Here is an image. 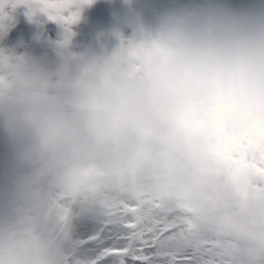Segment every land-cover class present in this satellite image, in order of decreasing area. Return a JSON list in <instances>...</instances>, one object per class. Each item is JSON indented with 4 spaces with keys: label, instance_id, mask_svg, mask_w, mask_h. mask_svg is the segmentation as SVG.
<instances>
[{
    "label": "clouds",
    "instance_id": "1",
    "mask_svg": "<svg viewBox=\"0 0 264 264\" xmlns=\"http://www.w3.org/2000/svg\"><path fill=\"white\" fill-rule=\"evenodd\" d=\"M96 2L0 0V20L23 5L39 27L59 28L50 60L5 44L0 24V264H92L81 227L106 200L188 237L235 228L230 264H264L254 235H264V203L248 229L235 188L264 181V2L146 22L123 0L124 14L77 46L74 29ZM237 159L256 163L235 174Z\"/></svg>",
    "mask_w": 264,
    "mask_h": 264
},
{
    "label": "rangeland",
    "instance_id": "2",
    "mask_svg": "<svg viewBox=\"0 0 264 264\" xmlns=\"http://www.w3.org/2000/svg\"><path fill=\"white\" fill-rule=\"evenodd\" d=\"M215 1L217 3H226V4L234 5L237 7L255 5V4L264 2V0H215ZM184 2H185V5L184 4L181 5L182 6L181 8L196 7L195 5L190 6L191 2L189 0H185ZM135 3L138 7V10L142 12L145 21L152 22L156 19V17L159 14H162L166 11L174 9V5L176 6L179 2L177 0H172L170 2H168V0H135ZM21 8H22V5L18 6L14 10H10L8 13V18L4 20H0V24L4 25L7 28V36L10 35L9 32L11 31V29L15 31L16 35L19 34L17 38L14 39L13 41H9L5 39L4 41L5 44L8 45V43H10V45L12 46H16V45L22 46L21 50H23V48L26 47L27 49H29L30 51L34 53V51H36V48L31 46L32 42H34L39 48L43 46L44 52L47 51L45 53L46 57H48L51 60L53 58V53H52V49L50 48L48 42L54 41L58 38L59 28L57 24L44 20L43 26L39 27L36 23L32 21L31 27H34L35 31H39V33L41 32L43 33L42 42H38L36 37L34 38L31 37L32 36L31 33H33V29H31V32L23 33L24 31H22L23 29L20 27V25L28 23L29 18L27 16V12L26 13L21 12ZM124 12H125V6L123 3V0H97V2L91 7L83 9L82 21L74 29L77 33L74 43L77 46H85L90 43H94L97 35L107 30L114 23V20L118 18L119 16H122ZM0 143H3L2 139H0ZM243 162L244 163L239 164V166L245 167L247 169L251 168V163H256V162L246 163L245 161ZM233 163L235 164V161ZM7 165H8V159L6 155L4 154V152L0 150V167L5 168L7 167ZM257 166L260 167L259 164H257ZM256 173L258 176L260 175L259 172H256ZM0 182H2V180H0ZM235 188L238 193H245V194L246 193H257V192L264 193V181H261L260 179H255L254 181L252 180V181L244 182L243 180H240L236 184ZM113 205L114 207L108 206L106 208H103L104 209L103 215H105L106 217L109 216L108 217L109 220L114 222L118 226V228L121 227V224L123 223L126 224L128 222L129 224H131V229H133V231L138 230L140 233L143 232V234L144 232L149 231V234H144V235L148 239L152 236V231H150L149 229V228L152 229V227L148 226L144 222L143 223L141 222L139 229L134 230V227L136 226H135V223L133 224L132 222L138 221L137 220L138 218L135 217L133 212H131L132 209H130V208H134V206H130V205L126 206L125 203H120V204L114 203ZM128 208L130 212L123 214ZM259 219H260V216L254 217V218L247 217L246 218L247 228L251 230L253 225ZM98 226H99V223H95V225L93 224L92 234L94 235V237H97L98 235V237L102 239V240H99L100 242L101 241L106 242V239L110 240L111 242L117 238L115 241L117 243H120L121 246L124 247L125 243L123 241H120L121 238L119 237V234L111 235V233L105 232L103 235H99V233L97 234ZM235 232H236L235 228H230L226 231L224 235L231 238L233 241H237ZM83 235L87 236L88 234H83ZM254 235L256 236L258 240H264V235H261L259 232H255ZM86 240H89L88 236L86 237ZM85 245L88 246L89 244L85 242ZM205 246L207 247V242H205ZM137 248H138V252L139 250L141 251V247H137ZM95 251L97 252L98 250L96 249ZM101 251H104V250L100 249V252ZM138 252L133 253V250H132V252L130 253L129 259H127V256H126L127 253H125V257H124L125 260H127L129 263H132V264L139 263L138 261L134 260V257H138L137 256ZM234 255L235 254L232 253L231 251L226 253L228 260L230 261L233 259ZM93 256H94L93 259L96 260L97 255L94 254ZM109 260H110L109 262L112 264H118V260H114L113 258ZM133 261H135L136 263H133ZM105 262H107V260ZM228 264L230 263L228 262Z\"/></svg>",
    "mask_w": 264,
    "mask_h": 264
},
{
    "label": "snow or ice",
    "instance_id": "3",
    "mask_svg": "<svg viewBox=\"0 0 264 264\" xmlns=\"http://www.w3.org/2000/svg\"><path fill=\"white\" fill-rule=\"evenodd\" d=\"M212 239L188 237L166 222L157 221L152 236L139 240L141 255L134 260L139 264H228V257L220 248L205 246Z\"/></svg>",
    "mask_w": 264,
    "mask_h": 264
},
{
    "label": "bare ground",
    "instance_id": "4",
    "mask_svg": "<svg viewBox=\"0 0 264 264\" xmlns=\"http://www.w3.org/2000/svg\"><path fill=\"white\" fill-rule=\"evenodd\" d=\"M172 0H168V2H170ZM185 0H182L181 2H179L178 4H181V5H185ZM31 22L29 20L28 23H25L23 25H20V27L23 29L22 31H24L23 33H27V32H31V29H33V33L32 34V38L36 37L37 34L39 33V31H35L34 27H31ZM21 32V31H20ZM10 35H8L6 37L7 40L9 41H13L14 39L17 38V36L19 34H15V31H13V29H11V31L9 32ZM5 43V42H4ZM8 45H10V43H8ZM31 46H33L34 48H36V51H34V54L38 55V56H46V52H44V49H43V46L41 48H39L34 42H32ZM26 48V47H24ZM48 58V57H47ZM49 59V58H48ZM228 163L230 164L231 168H232V171L233 173L235 174H239L242 170L246 169L245 167H241L239 166L238 163H232L230 161H228ZM6 169L7 167L3 168V167H0V180H4L5 178V175H6ZM255 175L258 177L257 173H255ZM244 182L245 181H252V180H243ZM114 203L111 201V200H106L104 202H102V207L103 208H106L108 206H112L114 207L113 205ZM133 214L135 215L136 218H138V216L136 215V211H132ZM103 215V214H102ZM101 215V218L96 222L98 223L100 220H104L105 218ZM140 219V218H138ZM142 220V223H146L148 226L152 227V230L155 228L153 226V221H150V220H147V219H141ZM125 227L124 228H118V226L115 224L114 225H111L110 226V230L114 233V232H118V234H130V233H133V231H131V224H129L128 222L126 224H124ZM171 224H169V227H170ZM155 226H156V222H155ZM92 228H93V224L91 223H87V224H84L82 227H81V232L82 234H88V239H89V245L86 246L85 248L87 249V254L90 256L91 260L94 258V254L97 255V252L95 251L96 250V247H94L95 245H100V247H109L110 250H106L105 251V260H107V262L103 263V264H109V259H115V258H118L119 260L122 259L121 261L123 262V264H132V263H129L127 260H125V252L123 250V246H121L120 243H117L115 240L111 241L110 243H105V242H101L100 243H97L95 241V237L94 235L92 234ZM176 230H178V226L176 228ZM127 238V236H126ZM140 239H148L147 237H144L143 235H141V233H137V234H134L132 237H129L128 240H130V242L133 244V253L137 252V247H141L140 243H139V240ZM237 243L238 241H233L231 238L225 236V235H222V236H219V237H216L212 240H209L207 241V247L208 248H214V247H218L220 248L225 254L228 253V252H232L234 254H236L237 252ZM116 249L117 252L114 254V251H111L113 249ZM228 262L230 263L231 261L228 260ZM98 264V263H97Z\"/></svg>",
    "mask_w": 264,
    "mask_h": 264
},
{
    "label": "water",
    "instance_id": "5",
    "mask_svg": "<svg viewBox=\"0 0 264 264\" xmlns=\"http://www.w3.org/2000/svg\"><path fill=\"white\" fill-rule=\"evenodd\" d=\"M239 199L241 204L243 205V208L238 209V211H241L242 215H244V213L246 212L250 215L261 213L260 205L264 203V195L259 194L256 196H246V197L245 195L242 196L239 195Z\"/></svg>",
    "mask_w": 264,
    "mask_h": 264
}]
</instances>
